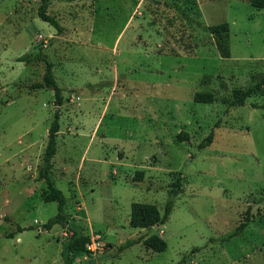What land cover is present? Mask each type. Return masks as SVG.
Returning <instances> with one entry per match:
<instances>
[{
    "label": "rangeland",
    "instance_id": "rangeland-1",
    "mask_svg": "<svg viewBox=\"0 0 264 264\" xmlns=\"http://www.w3.org/2000/svg\"><path fill=\"white\" fill-rule=\"evenodd\" d=\"M40 6L0 0V264H64L69 232L39 228L57 214L39 179L55 113V186L66 214L102 244L73 264H264V9L248 0H49L57 32ZM221 23L227 33L209 32ZM27 53L30 64L17 61ZM41 57L53 65L60 107L52 90L30 89L43 81ZM250 89L243 106H230ZM197 92L212 103H195ZM175 183L164 225L129 226L131 203L163 213ZM153 235L163 252L142 242L119 251Z\"/></svg>",
    "mask_w": 264,
    "mask_h": 264
},
{
    "label": "trees",
    "instance_id": "trees-1",
    "mask_svg": "<svg viewBox=\"0 0 264 264\" xmlns=\"http://www.w3.org/2000/svg\"><path fill=\"white\" fill-rule=\"evenodd\" d=\"M41 6L38 10V17L45 23L52 26L57 32H61V27L58 22L47 14V9L49 7V0H40ZM251 6L263 8L264 0H248ZM228 24L221 23L218 25L210 26L209 32L211 34H222L228 32ZM40 60L45 64V72L43 75L42 83L34 84L30 89L38 90L48 88L53 91L54 105L60 107L62 105V95L61 89L58 87L53 72V65L47 61L44 57ZM18 62H24L25 64H30L32 62V57L29 53L22 55L17 59ZM251 94V89L246 92H238L233 96V100L230 106H243L245 99ZM193 101L195 103L209 104L212 103L213 97L209 93L197 92L193 96ZM258 108V107H255ZM59 132V115L54 114V118L48 128L47 142L42 156V166L39 172V179L43 180L46 184V191L42 195V200L45 203L56 202L57 203V214L49 219L42 228L44 231H49L55 225H60L69 232V237L65 242L62 243L61 247V257L64 264H73V259L79 256L86 255V244L89 242V238L83 234L81 226L77 223L74 217L70 218L65 212V206L69 202L63 193L56 188L53 177V157L56 152V138ZM213 139V133L210 132L206 137L204 142L199 145V149H203L209 146ZM179 183H175L173 188L168 191V199L164 206L163 213H160L157 206L154 204H143V203H131L130 206V217L129 226L134 229H149L156 225H164L171 214L174 206V199L178 194ZM2 219H7V217H2ZM249 219L247 218L244 222H241L235 234L240 233L243 228L247 225ZM23 229L20 227L17 229L21 232ZM8 237H12L8 235ZM143 243L144 246L153 250L154 252L160 253L166 249V243L158 236L153 235L149 238H138L135 240H129L119 247V251H123L133 244Z\"/></svg>",
    "mask_w": 264,
    "mask_h": 264
},
{
    "label": "built area",
    "instance_id": "built-area-1",
    "mask_svg": "<svg viewBox=\"0 0 264 264\" xmlns=\"http://www.w3.org/2000/svg\"><path fill=\"white\" fill-rule=\"evenodd\" d=\"M100 240V235H96L95 237L91 238V241H89L85 246L86 251L96 252L98 249H100L102 246Z\"/></svg>",
    "mask_w": 264,
    "mask_h": 264
},
{
    "label": "water",
    "instance_id": "water-1",
    "mask_svg": "<svg viewBox=\"0 0 264 264\" xmlns=\"http://www.w3.org/2000/svg\"><path fill=\"white\" fill-rule=\"evenodd\" d=\"M156 226H158V225H156Z\"/></svg>",
    "mask_w": 264,
    "mask_h": 264
}]
</instances>
